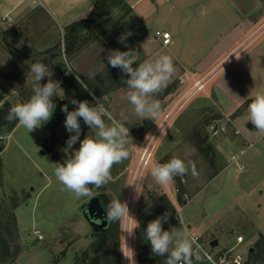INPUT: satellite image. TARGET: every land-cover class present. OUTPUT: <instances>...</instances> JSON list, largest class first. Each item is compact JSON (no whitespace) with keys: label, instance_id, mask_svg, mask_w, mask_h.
Returning a JSON list of instances; mask_svg holds the SVG:
<instances>
[{"label":"rangeland","instance_id":"374dc122","mask_svg":"<svg viewBox=\"0 0 264 264\" xmlns=\"http://www.w3.org/2000/svg\"><path fill=\"white\" fill-rule=\"evenodd\" d=\"M239 1L243 5V11L249 12L252 6L257 7V2L262 8L254 12L251 18L242 17L237 9ZM121 2L113 0L104 3L99 19L80 33L81 40L89 42L81 49L103 40L109 50L135 49L138 59L141 58L143 61L154 60L161 54L171 56L176 68L173 78L177 79L183 75L186 79L185 85L181 90L176 89L175 85L179 80H173L154 98L160 102L161 111L166 104L162 105L165 100L164 94L167 92L174 93L173 98H168L167 106L173 101L178 103L164 119L161 127L155 130L158 117L156 118L158 120L154 121L148 118L141 119L135 115L132 105L127 100V85L113 88L108 94L99 97L101 100L108 99L112 118L129 129L132 143L127 145V148L130 155L122 163L113 166L112 179L107 185L99 189L89 186L90 196L77 197L57 181L54 175L55 164L49 159L53 154L64 163L72 158L71 151L80 146L78 141L70 152L65 151L66 141L74 134L69 133L64 126L66 115L58 119L61 106L54 102L55 109L51 120L35 131L28 132L24 127L18 126L15 120L9 122L6 119L9 109L32 96L26 93L32 88V83L22 81L15 74H11L7 79L9 88L0 85V234L8 247L6 259H2L3 254L0 253V264L81 262L80 258L89 250L96 235V233L92 235L91 227L83 219L81 206L95 195L102 196L106 206L111 200L118 198L127 203L130 217L139 224L134 230V235L129 236L125 230L133 227L135 221L118 222L121 238L119 254L122 264H129L122 251H127V247L134 253L135 264H138L139 258L145 260L154 255L150 245L146 246L136 241L135 231L142 237L141 241L144 240L147 224L166 213L168 220L162 224L164 230L172 232L191 230L200 236L207 247L211 242L218 240L216 250L234 247L236 237L242 236L244 243L237 246L234 253L244 257L249 250H254V244L260 234L264 235V192L261 194L259 190L264 191V185L258 186V183L264 180V143L254 147L260 151L259 160L251 161L247 158L248 153L243 158L238 157L237 161H232L233 154L227 151L225 146L232 142L234 135L228 133L212 139L207 133L209 125L224 120L217 110L220 102L214 92L220 86L224 95L229 91L234 95L239 93L243 95L242 87L251 91L253 96L258 92H264L262 80L264 30L251 43L244 47L246 42H243L230 55L229 50L221 48L223 44L213 49L214 42L222 35L227 36L225 41H228V31L239 22L249 20L255 23L253 30L258 27L264 20L258 16L259 13H264V0H171L166 5L159 4L158 11L151 18L149 28L144 30L140 28L141 23L138 25L132 16H126V8L123 10L120 6L118 13L114 12L112 7L115 8ZM168 11L174 13V18L165 15ZM167 25L172 44L164 49L150 31L153 32L156 28L163 29ZM128 31L132 35L125 47L118 42V37ZM243 39L244 37H241L235 45L240 44ZM12 40L10 37L2 39L1 50H7L10 55L16 57L17 50L11 48L14 46L21 49L20 53H24L22 50L27 46L18 45ZM64 47L65 40H62L59 51ZM241 47L243 49L239 50ZM86 53L92 56L95 51L91 49ZM235 53L233 59L208 79L203 91H196L197 88L191 81L195 76L193 72L195 64H199L201 69H207L212 60L216 63L225 57L208 73L204 78L206 79ZM34 60L44 61L43 58L35 56ZM67 67L65 63L59 65L61 72ZM233 75L239 80L238 86L230 83L229 78ZM61 84L60 81L62 90L59 91V94L61 93L59 100L62 104L64 94ZM185 92L187 93L180 100V96ZM159 118L162 117L159 115ZM144 119L146 120L143 122ZM81 120L80 140L87 135L94 136V131ZM122 120L125 122H121ZM105 121L111 124L107 118ZM248 124L252 123L248 121L247 113L233 122V126L241 133H248ZM261 133L253 131L251 139L254 140ZM149 144V150L152 151L150 164L142 171L143 166H139L141 153ZM173 157L194 161L199 173L198 178L191 175L183 178L177 176L170 185L157 184L150 175L152 165L165 163ZM225 166L227 167L222 173L214 175ZM238 166L243 167V172L238 171ZM134 180L139 181L138 193L131 184ZM176 189L179 190L176 200L179 206L182 205L180 216L185 222V229L174 220L176 211L168 191L173 193ZM184 195L186 199H183ZM187 226H190V229ZM35 230L40 231L42 240L36 238ZM255 252L258 256L263 254L264 244H261L260 248H255ZM165 259L166 257H159V264H165ZM256 264H264V258Z\"/></svg>","mask_w":264,"mask_h":264},{"label":"clouds","instance_id":"9594fccd","mask_svg":"<svg viewBox=\"0 0 264 264\" xmlns=\"http://www.w3.org/2000/svg\"><path fill=\"white\" fill-rule=\"evenodd\" d=\"M131 35L130 31L122 33L118 37V42L127 47ZM137 59L138 53L132 48L127 51L114 49L107 52L108 64L120 69L127 76V79L123 77L121 79L122 83L127 85V100L132 105L135 115L141 119L155 120L160 114L161 105L154 97L171 83L176 68L172 57L167 54H161L154 60H146L138 64ZM29 68L28 75L32 77L33 95L27 101L13 105L6 119L9 122L15 120L18 126L32 132L51 120L55 109L53 98L58 96L62 89L59 82L52 79L53 72L48 65L36 62L30 64ZM45 77L48 78L47 83L41 84ZM90 95L95 103L72 99L70 103L76 105L74 110L69 111L67 104L61 108L66 114L64 121L66 130L74 133L66 141L65 151L70 152L78 141L80 146L75 151H71V159H67L63 164L56 163L54 175L66 190L77 197L90 196L89 186L99 189L107 185L112 179L111 169L115 164L128 159L130 153L127 145L132 143L129 129L112 118L101 98H97L91 92ZM247 115L248 121L257 131L264 132V92H258L252 98ZM105 117L111 121V124L106 123ZM80 119L94 131V136L87 135L80 140ZM150 175L157 184L167 186L174 183V178L177 176L183 178L191 175L193 178H198L199 173L195 162L191 159L173 157L165 163L153 164ZM131 184L138 193L139 181L134 180ZM106 220L108 224L123 223L126 220L135 221L133 227L125 230L129 236L134 235V230L139 227L138 222L130 217L127 203L119 198L108 203ZM167 220L166 213L150 221L144 230V236L150 243L152 253L158 257H166L165 264H194V261L195 264H202L203 249L196 237L187 230L182 232L164 230L162 224ZM179 222L183 224L182 219ZM127 249V251L121 250L129 264H135L133 251L128 247Z\"/></svg>","mask_w":264,"mask_h":264},{"label":"crops","instance_id":"0c3cea01","mask_svg":"<svg viewBox=\"0 0 264 264\" xmlns=\"http://www.w3.org/2000/svg\"><path fill=\"white\" fill-rule=\"evenodd\" d=\"M111 1L113 0H38V2L37 0H0V23L2 24V26H4L3 28L6 30H9L10 28H15L16 36L10 37L11 39H13L12 40L13 42L17 43L18 45L23 44L27 46L24 47V49L22 50L24 51V53H20L21 49L11 46V48L17 50L18 52L16 57L10 55V53L7 50L5 51L1 50L2 47L0 46V85L4 88H9V85L7 84L8 82L7 79L11 74H15L17 78H20V80L22 79V81H28L32 83V77L31 75H28L30 71V68L28 67L33 62L34 56L40 58H48V60H46L45 61L46 63L44 64L48 65L52 69L53 72L52 79L55 81L58 79V82L60 81L62 82L63 78L68 77L69 75L75 77H82L86 79H93L97 75L102 73L104 70L108 69L110 67V65L107 62V52L109 49L108 47H106L105 43H103V40L88 45L87 47L81 49L74 56H72L70 59L67 60L65 59L66 58L65 54H61L64 53L63 51L64 49L59 51V47L61 41L64 40V33L67 27L79 23L81 21H84L89 16L94 6ZM121 1L122 2L120 5L117 4L115 8L112 7L114 12L118 13V11L120 10V6L121 8H123V10L126 8L125 9L127 12L126 16L127 15L132 16L137 21L138 25L139 23H141L142 27L140 28H143V30L149 28V25L151 24V18L153 14H155V12L158 11V8L160 6L159 4L166 5L171 2V0H169L168 2L164 0H121ZM242 7L243 5L239 1L237 7L239 13L242 15V17L246 16L248 18L253 17L254 12H257V10L262 8L261 4L258 2H257V7L252 6V8L249 9V12H247L248 10L243 11ZM165 15L169 16V18H174V13L172 11H168ZM258 16L259 18L263 19L264 13H259ZM254 25L255 23L249 20H245V22L244 21L239 22L230 31H228L229 34L228 41L227 40L225 41L227 36L222 37L223 36L222 35L220 37V39L222 40L219 39L217 40V42H214L213 49L215 50L217 46L223 44L224 46L221 48L223 50H229L230 51L229 55H230L243 42H246V44L244 45L245 47L246 45L251 43L264 30L263 27L260 31L257 32V30L260 27L264 26V20L258 27H256L253 30ZM167 27L168 25L165 26L163 29L156 28L153 32L150 31L151 35H153L155 31L169 32ZM241 37H244L242 42L240 44L235 45L236 41L240 40ZM171 44H172V37H171ZM162 48L167 49L168 47H162ZM91 49L95 51V54L89 56L86 52L87 50H91ZM242 49L243 47H241V49L239 50ZM51 53H53L52 56ZM236 53L228 61L220 65L213 72V74L206 79L204 78L208 75V73H210L211 70L215 69L225 57L216 63H214V60H212L209 66L207 67V69H203V68L201 69L199 67V64H195L193 67V72L195 73V76L197 75L199 76L198 77L194 76L191 81L194 83V86L197 88L196 91H203L205 89L204 85L206 84L208 79H210L212 76L217 74L231 59H233L236 56ZM142 61L143 60L141 58L137 59V64ZM60 63H65L68 66L67 69L63 72H61L59 69ZM173 80H179V83L175 85L176 89L179 88V90H181L184 87L186 82V79L184 78L183 75H180L179 78L177 79L172 78V82ZM229 80L230 83H232V85L238 86L239 80L237 79L236 76L234 75L230 76ZM262 80H264V72L262 74ZM47 81L48 78L45 77L41 81V84L47 83ZM31 83L29 85H31ZM239 86L241 87L242 85ZM30 90H27L26 93L28 95H33L32 88H30ZM242 90H243V95H241L240 93L238 95L237 94L234 95V93L231 91H229L227 95H224L223 93H221L223 91L222 86H220V88L214 91L215 97L218 96L216 99H218V101L220 102V105L217 108L220 116L224 119L229 118L232 121V123L236 121L238 117L247 113L248 105L251 102L252 98L254 97L253 93L247 90L246 88L242 87ZM87 92L90 94L88 90ZM186 93L187 92H185L182 96H180L179 99L181 100ZM218 93L221 95H218ZM60 94L54 98L53 103L58 102L62 108L61 101L59 100V98L61 97ZM173 97H174L173 92H167L164 94L165 100L163 101L162 105H164L165 103L166 104L164 109L160 111L159 115L162 118H159L158 116L159 121L157 123L155 130H158L161 127L164 119L176 106V103H178V101L176 100L177 101L176 103L173 101L171 102L170 106H167L168 98H173ZM61 112H59L58 115ZM158 119H155L154 121ZM145 120L146 119H144L143 122ZM121 122H125V121L122 120ZM248 125H252L251 129L247 128L248 133L240 132L241 134L238 137L232 136V142H229V145L227 144L225 146L228 150L226 148L225 149L229 151L231 154L238 155L237 157L233 155L231 156V159L232 157H234L233 159L234 161H237L238 157L243 158L248 153L249 154L247 155V158H249L253 162L254 160L256 161L259 160L261 157L260 151H258L254 147L257 144L261 145L262 143H264V132H262L258 137L252 140L251 133L253 131L254 132L257 131V129L253 124H248ZM236 151H239V153H237ZM226 167L227 166H225L224 168H220L219 170L216 171L214 175L215 176L219 175L224 171V169H226ZM238 171L240 172L239 169ZM258 184H259L258 186L264 185V180L263 182H260ZM259 190L260 193L263 194L264 191L262 189ZM187 227L190 228V226ZM216 241L218 243V240Z\"/></svg>","mask_w":264,"mask_h":264},{"label":"trees","instance_id":"16d2710c","mask_svg":"<svg viewBox=\"0 0 264 264\" xmlns=\"http://www.w3.org/2000/svg\"><path fill=\"white\" fill-rule=\"evenodd\" d=\"M104 7V3L94 6L92 11L90 12L89 16L79 23L73 24L65 29L64 33V40H65V47H64V54L65 56L70 59L74 56L78 51L81 50L88 41L81 40L80 33L89 26L93 24L95 20H98ZM95 16V17H94ZM2 24L0 23V42L2 39L7 37H15V28H10L6 30L3 28ZM82 41V42H81ZM50 53V52H49ZM53 53H51V56ZM44 61H40V63H46L45 61L48 58H43ZM33 62H37L33 60ZM32 62V63H33ZM31 63V64H32ZM136 65H133L135 67ZM127 79V76L122 73V71L118 68L109 67L108 69L104 70L102 73L97 75L93 79H86L82 77H75L69 75L68 77L63 78L61 86L63 87V94L64 100L62 102V107L67 104L68 110L72 111L75 109L76 105L70 103L72 99H76L78 101L87 100L90 103L93 102L92 96L87 92V90L91 93H94L97 98L102 97L109 92L113 88H121L126 86L122 83V79ZM64 112H61L58 115V119L62 116H65ZM82 132V131H81ZM85 134V133H84ZM202 143V141H201ZM50 161L53 162L55 165L56 163L63 164L60 158L56 155H51L49 157ZM101 201L103 203V209L106 212L107 206L105 204V200L102 196H100ZM119 223L115 222L114 224L111 223L110 228L108 231L100 234H96L93 237V243L91 244L89 250L85 252L80 258L81 262H77L76 264H122L119 254V247L121 245V238L119 235ZM136 241L142 242L146 246H149L150 243L144 238L141 241V238L138 234V231H135ZM141 244V243H140ZM261 244H264V236L260 235L258 240L255 242L254 247L260 248ZM254 250H249L246 261L244 264H256L260 261V259L264 258V253L258 256ZM2 250V251H1ZM0 253L2 259H6L5 257L8 254V247L5 244L3 237L0 234ZM141 254V253H140ZM138 264H159V257L158 256H151L148 259L139 258Z\"/></svg>","mask_w":264,"mask_h":264},{"label":"built area","instance_id":"2783aa9c","mask_svg":"<svg viewBox=\"0 0 264 264\" xmlns=\"http://www.w3.org/2000/svg\"><path fill=\"white\" fill-rule=\"evenodd\" d=\"M164 1L168 2L169 0H164ZM37 2H38V0H37ZM153 35H154V38L161 44L162 47H168L171 44V35L169 32L155 31ZM101 102L105 105V107L109 111L108 99L104 98L101 100ZM105 118H107V117H105ZM81 122L84 124L83 120H81ZM207 133L209 134V137L212 139H216V138L221 137L223 135H226L228 133H231L234 136H239L241 134L240 131L233 126V123L229 118H226L217 124L209 125L207 128ZM149 148H150V144L141 153V159H140L139 166H143L142 171H144L146 166L148 164H150L152 151L149 150ZM233 159H234V157H232V160ZM238 169L240 170V172H243V170H244L242 166H238ZM168 193L170 194V196L172 198V203H174V210L176 211L174 220L176 222H179V220L182 219L180 216V210H181L182 205L179 206L177 204V200H176V196L179 193V190L176 189V190H174L173 193L168 191ZM186 198L187 197L184 195L183 199H186ZM182 221H183V219H182ZM181 226L185 229V222L184 221H183V224ZM188 232L192 236L196 237L197 242L200 244L201 248L203 249V252L201 253L202 264H244L245 263L246 257H244L241 254H235L234 253L235 248L244 243V239L242 236L236 237V240H235L236 243H235L234 247L229 248V249H224V250H216V247L214 249H212L210 246L207 247L206 245H204L200 236L197 235L195 232H193L191 230H188ZM34 235L36 236V238L39 241L43 239L40 231H38V230L34 231ZM124 248H125V246H124ZM204 253H206L207 255H204ZM194 264H195V261H194Z\"/></svg>","mask_w":264,"mask_h":264},{"label":"water","instance_id":"95a60500","mask_svg":"<svg viewBox=\"0 0 264 264\" xmlns=\"http://www.w3.org/2000/svg\"><path fill=\"white\" fill-rule=\"evenodd\" d=\"M247 128L251 129L252 125H248ZM81 214L86 223L91 227L92 235L94 233H104L110 228L111 224H108L106 220V212L103 209V203L98 195L91 197L83 203L81 206ZM217 244L215 240L210 243V247L214 249Z\"/></svg>","mask_w":264,"mask_h":264}]
</instances>
